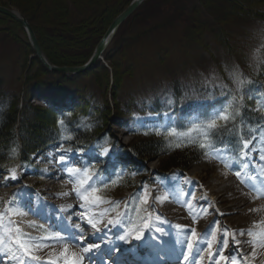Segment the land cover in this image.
Masks as SVG:
<instances>
[{
	"label": "rangeland",
	"instance_id": "rangeland-1",
	"mask_svg": "<svg viewBox=\"0 0 264 264\" xmlns=\"http://www.w3.org/2000/svg\"><path fill=\"white\" fill-rule=\"evenodd\" d=\"M131 1L0 0V7L12 10L16 16L21 17L20 19L29 24L51 64L53 63L48 54L57 59H67L70 62L78 63L91 57L90 55L93 54L97 44L104 37L113 21L127 8ZM196 4L200 6L202 12H205V10L217 12V10L221 11L223 8L224 11L234 13L237 12V7L245 9V12L242 13L245 14L244 19L241 24L235 27L231 22H224L223 16L217 13L221 17L220 20L223 21L224 27L227 28L224 31L230 36L229 44L236 47L235 52L226 51V48L214 41V37L218 36L219 32L216 28L217 25L214 26L216 30H213V27H210V21L209 26L206 27V16L203 15L200 19L199 11L194 12L197 11ZM14 11H18L20 15H17ZM199 25L204 27H198ZM210 29L213 31L212 33ZM205 33L207 34V43L204 39ZM184 36L200 40L203 38L204 47L192 44L191 39ZM183 39L189 41L190 44L184 42ZM103 56L104 60L96 68L77 76L74 80L65 82L60 73L47 72L48 68L36 56L26 27L17 19L0 11V77L4 82L3 87L10 93L21 95V98H24L29 105L39 107L36 114L27 115L31 120L33 119L32 122L35 125V127H28L29 130H35L34 135H28L29 138L39 141V135L44 134L45 129L49 127L50 113L47 110L48 103H51L49 98L67 97L69 98L68 105H70L73 114L84 109L91 114L98 112L97 104L102 105L101 112L103 107L105 109L110 107L109 116L107 112L101 114V116H104L103 120L105 121L104 136L107 135L106 138L117 144L118 151L122 147L124 151L129 152V145L133 141L150 136L169 140L170 136H175L164 132V128L175 118L172 112H168L164 114L165 119L161 120L158 117L156 118V115L146 111L144 114H146L148 121H142L144 123H141V121L136 120L141 119L143 112H140L136 105L131 106V115L126 117L125 114L117 112L119 111L117 104L119 107L125 105L134 97H137V100H143L146 97L151 98L156 93L173 87L174 78L179 77L178 81H181L185 88V97L179 100L181 101L180 111L183 117H188L190 114L189 122L193 123L188 130L183 132L186 134L184 137H175L177 138L176 141H196L204 137L206 131L194 125L200 120L199 114L202 109L208 106L205 110L210 109L212 114L215 110L224 106V104H216V100L210 97L211 92L207 88L208 85L227 84L233 89H239L245 98L250 97L252 94L254 100V97H256V106H250L253 111L256 112L264 108V0H234V2H231V0H147L139 11H136L133 16L122 23L118 34L113 37ZM113 63L119 69L116 76L111 66ZM102 65L108 68L107 73L101 68ZM108 72L110 73L108 74ZM244 74L246 77H244ZM229 77L231 79L230 83ZM247 81L252 85H246ZM35 83L37 84L36 89L34 90L33 86V90L28 95L27 93L31 89L30 86ZM203 83L204 85H202ZM86 97H90V99L88 106L85 107L87 101L81 102V99ZM175 100V98H170V101ZM151 102L154 103L150 99L148 104H151ZM225 103L227 104V102ZM68 105L65 104V106ZM169 117H171V121ZM157 127L160 134L151 131ZM176 131L181 132L177 129ZM145 132L148 134H145ZM256 135L257 138L251 145L253 151L255 150L254 155H259L261 159L264 156V128L258 129ZM169 145L168 147L171 150L177 151L179 149V147H176L175 142L172 147ZM94 147L102 150L98 146H93L90 149ZM89 150L87 152L91 156L92 152ZM56 151L57 149L54 146H41L35 151L36 153L29 154L27 162L22 164L13 162L0 167V214H3L2 218H4L3 221L0 219L4 225L3 227L0 223V230H2L4 238L8 235L6 242L9 244L21 241L19 235H16L17 225L13 222L9 223L11 219L19 218L18 214H20L18 213L20 207L8 211L12 209L10 191H12L14 185L27 183V186L29 184L30 186H37L40 192L54 193V195L60 193L61 196L64 194L63 199L57 198L58 201L61 200L60 202L75 196L74 189L77 185L72 181L70 183V180L65 177L61 169L58 170V176L56 172L52 179H46V177L41 179L39 171L35 168L36 166H42L41 169H43L45 176L51 174L54 171V161L51 157L49 160L47 155L53 152L49 156L55 158ZM226 154L223 152L220 156H201L188 167L193 176L198 178L197 185L199 186L201 182L205 186L207 200L211 202V205L206 204L200 211L196 209L195 214L200 215L197 220L188 219L183 209H180L182 216L177 211L172 212L173 207H171L170 202L174 199L172 196L173 190L169 189L170 192H168L166 189H159L160 179L156 183L154 176L161 170L164 158L162 155L145 159L136 156L133 165H130L123 157L114 160L112 156L106 163L105 160L96 162L97 165L93 167V173L102 169L101 167L98 168L99 165L106 167L109 173L100 175L94 185L100 187L99 195L103 198V201L97 204L89 202V204L96 205L98 208L96 211H100V213L110 211L113 216L121 215L126 221V230L140 224L141 219L150 214L153 227L159 228L161 222L162 227L178 234L177 226L182 225L181 227H183L184 223H188L195 227L196 235L200 239H203L204 234L201 232V228L205 227L206 224H210V222L219 221L214 231L217 240H220L223 236L221 232L224 224L229 222L233 227V224L228 221L229 216L234 218V224L237 223L241 226V223L243 227L251 229L249 232L253 235L256 231L263 233L264 209L261 206H252L260 202H251L254 199L253 196H247L232 184L224 167L228 168L229 165L237 163L239 160H235V156L230 152L228 155ZM222 157L227 159L228 162L225 163ZM249 159L250 155L242 160V165L245 162L252 166L253 163H250ZM86 163L87 160L85 159L81 165L77 163L74 166L83 168ZM254 163L257 165L259 162L254 161ZM113 164L117 165L115 175L113 174ZM218 168L225 171V174L217 176ZM12 170H15L18 179L15 181L10 180L7 183L8 179L6 177L9 176ZM120 177L132 178L133 187L130 189L123 188L125 183L120 180ZM109 179L111 182L107 183L106 186H102V181H108ZM142 187L147 194L146 204L142 202L145 195L141 192ZM235 187L237 190L234 191ZM15 191L12 194L18 193ZM219 191H222V193ZM214 193H217V195L215 196ZM223 194H226L227 198L235 197V200L230 203L220 202L219 206L216 205L214 200L218 199V195ZM74 200L76 203L80 201L76 196ZM232 203H240V207H232V209L226 211V207H230ZM70 205L72 206L73 203ZM57 206L69 209L67 203L58 204ZM57 206L45 204L43 199L38 197L32 207L37 210V213L42 212L45 216H53L56 214ZM166 208L168 210L164 214L168 216L162 218L164 214L162 215L161 211ZM219 208H221L220 212L218 211ZM22 209L25 219L38 220L33 212L28 211L27 208ZM186 211H190L188 207ZM222 211L225 212V215L221 217L217 213H222ZM153 214L157 215L153 218ZM170 214L176 215L175 217L181 219L182 222L177 224V218H174L171 223L168 220ZM192 214L190 212V215ZM93 215L100 216L98 213ZM157 216H159L158 220ZM183 216L184 219H182ZM202 220H204V224ZM199 221L202 222L203 226L202 224L199 226ZM10 225L13 227L11 228ZM24 225L25 228L29 227V225L27 227V224ZM187 228L192 229L190 226ZM26 230L30 231V229ZM249 232H246L245 236L253 237V235H249ZM240 233V231H236L235 236L240 237ZM10 236H13L12 239L15 242L12 239L10 240ZM167 236L172 235L168 234ZM232 237L233 235L229 233L228 238ZM34 242L37 245L34 248L39 247L41 251L46 253L50 251L57 255V262H63L58 257L59 254L62 256L64 252V249L58 248L61 242L44 238H38ZM192 243L194 248L191 250L194 249L193 254H196L198 258L200 254L196 251V242L192 241ZM4 244L1 243V250L2 248L3 250L7 249L9 245L6 244L5 246ZM55 244L57 245L55 246ZM217 244L216 241H213L212 250ZM263 249L264 246L260 245L259 250ZM205 252L208 251L206 250L203 253ZM8 255L10 254L7 252ZM257 258L259 260L253 264H264L263 256ZM211 259L214 258L211 257Z\"/></svg>",
	"mask_w": 264,
	"mask_h": 264
},
{
	"label": "trees",
	"instance_id": "trees-1",
	"mask_svg": "<svg viewBox=\"0 0 264 264\" xmlns=\"http://www.w3.org/2000/svg\"><path fill=\"white\" fill-rule=\"evenodd\" d=\"M225 1V0H224ZM234 2V0H231V2ZM147 0H145L137 9L136 11H139L141 7L145 5ZM225 3V2H224ZM204 4V3H203ZM197 5V11H194L195 13L200 14V19H202V16H206L207 22L206 27L209 26V22L211 21V26L213 27V30H216L218 28V36L214 37V41L218 42L217 44H221L224 48H226V51H229L231 53L236 51V47L230 45L229 35L228 33H225V28L223 25V21L220 20L223 16L224 22H231L233 26L235 27L238 24H241V21L244 19V15L242 14L243 11L245 12L244 8L237 7V12H228L224 11L222 8L221 11L217 10L215 11H209L205 10V12H202L200 6ZM134 11L129 17L133 16ZM218 13V14H217ZM128 17V18H129ZM127 18V19H128ZM126 19V20H127ZM203 21V20H202ZM190 22V21H189ZM188 22V24H190ZM204 22V21H203ZM187 24V25H188ZM217 27L215 28L214 26ZM122 26V25H121ZM120 26V27H121ZM195 26H197L195 24ZM119 27V29H120ZM192 27V26H191ZM198 27H204V26H198ZM233 27V28H234ZM118 29V31H119ZM118 31L115 35L118 34ZM211 31V29H210ZM213 31H211L212 33ZM207 34L205 33L204 39L205 43H207L206 39ZM189 37V36H184ZM192 41V44H195L200 47H204L203 44V38L200 39H192L189 37ZM211 40V39H210ZM184 42H187L190 44L189 41L183 39ZM48 54V53H47ZM52 63L60 66H79L87 62L88 58L85 61L80 62H70L67 59H57L53 56L51 57L50 54H48ZM91 56V55H90ZM101 61L97 63V65H100ZM95 65L93 68H96ZM113 73L118 75L119 69L116 64H112ZM93 68H91L89 71H91ZM105 73H107L108 68H106L104 65L101 67ZM243 69L245 67H242ZM47 70V69H46ZM49 70H47L48 72ZM51 72V71H50ZM88 72V71H87ZM85 72V73H87ZM82 73V74H85ZM110 72H108L109 74ZM80 74V75H82ZM107 74V76H108ZM61 78L66 82H69L70 80H74L75 78H68L65 74L60 73ZM79 75V76H80ZM244 77L246 75L244 74ZM77 78V77H76ZM178 78H174L173 87L167 88L168 90H162L160 93H156L151 98L143 99V100H137V97L131 98L125 105L118 106L117 112L121 114L130 115L131 114V106L136 105L140 111L145 110H152V109H159L165 104H163V100L168 98H175L177 101L181 100L183 97H185L184 87L183 83L181 81H178ZM3 79L0 77V167L3 165H9L13 162L20 159H28L29 154L35 152L37 149H39L41 146H44L50 142L58 141V140H65L73 144L74 146H85L88 143L92 142L94 139H99L101 136H104V127H105V121L103 120L104 112L108 113L111 110L110 107L106 108L103 107V111L101 112L102 105L97 104L98 112H94L93 114L87 113L84 110L73 112L70 109L67 110H61L58 108H47L48 112L50 113V120H49V127L45 129L44 134H40V140L36 141L32 138H29L28 135H34L35 130H29L28 127H35L32 120L27 116L31 115L32 113L36 114L39 107H34L32 105H29L28 102L21 98V95L17 93H10L9 91L5 90L3 85L4 82ZM225 80V79H224ZM231 82V79L229 77V83ZM246 85H252V83H245ZM204 85V83L202 84ZM36 89L37 84L30 86L29 93ZM199 86V84H198ZM208 90L211 92V95H215L216 93L220 92L223 94H229L231 97L234 98L235 101V109L239 110V115L235 118L234 121L228 123L225 126V123H219L212 129L210 132V139L211 142L215 143H221L222 141H231V139H234L235 134H239V130L242 129L240 126L241 123L244 122L247 125L255 124L256 122L260 121V118L258 117L259 114L255 113L253 111V102L250 101L248 98H244L243 95L240 93L239 89H233L229 87L227 84L224 85H208ZM90 97H86L85 99H81V102L87 101L85 103V107L88 106V101ZM148 99V100H147ZM151 102V104H148V102ZM139 104V105H138ZM125 111H123V109ZM123 111V112H121ZM63 121V125H60L58 121ZM106 120V118H105ZM243 132L245 131V128H243ZM98 134V135H97ZM247 136V133L244 134V136ZM169 140L162 139L160 137L150 136L143 139H139L137 141H133L129 146L130 151L134 153L136 156H138L141 159H145L147 157L151 156H157L159 157L162 155L163 161H162V167L161 169L167 170L171 168H181V169H187L193 162H195L197 159L201 157L202 151L198 146H190V145H183L179 147L177 151L171 150L168 147ZM170 146V145H169ZM128 154L129 152L126 151ZM132 179L123 180L125 185H123V188H132L133 183L131 181Z\"/></svg>",
	"mask_w": 264,
	"mask_h": 264
},
{
	"label": "snow or ice",
	"instance_id": "snow-or-ice-1",
	"mask_svg": "<svg viewBox=\"0 0 264 264\" xmlns=\"http://www.w3.org/2000/svg\"><path fill=\"white\" fill-rule=\"evenodd\" d=\"M259 91V90H257ZM232 108L231 104L224 105L221 108L215 110L211 114V118L206 125L208 130L213 129L216 127L217 121H224L225 126L234 121L235 118L240 114L238 109L230 111ZM171 121V117H169ZM60 125H63V121H58ZM151 131H154L156 134H160L159 128H154ZM164 132L169 133L171 135H175L178 138L184 137L186 134L183 132L176 131V122L171 121L167 127L164 128ZM145 134H148L145 132ZM250 140H237V148L240 153V159H246L247 153L253 151V148L250 147L251 145ZM181 144H177L176 147H180ZM56 148H62L61 144L55 145ZM205 145L201 144V148H204ZM89 151L92 152V155L89 156L88 152L77 150L71 151L69 149H65L63 152L59 154L58 163L60 165L61 171L64 173L65 177L68 178L70 181L75 183L77 187L75 188L74 195L81 200V203L78 205L69 206V211L72 216H75L77 220H80L84 228L89 229L90 234L85 233L83 228H72L68 225L67 219H64V228H60L57 226L58 232H63L64 234L61 236L59 234L47 237L46 239L53 240L56 242H63L65 244L64 252L62 253L64 257L65 264H85V259L87 260L88 264H125L121 260V257L125 255L126 249L124 248L125 244H130L131 239L137 242V247L139 248L140 244L144 241L146 236H152V225H151V216H145L141 219L140 224L135 225L132 229H125V219L123 217L117 219H109L107 222H104L103 215L100 216L95 215H87V207L89 202L92 204H97L103 201V198L99 195L100 187H95V182L100 177V173L97 171L93 173V165L96 162H101L102 159L107 160L111 159V150L108 148H103L102 150H98L95 147L90 149ZM87 160L86 165L81 167H75V160ZM261 160H264V156L261 157ZM117 167L116 164H113L115 175V168ZM249 165L245 163L242 166L241 170L236 171V175L241 177V171L243 169H247ZM59 175V173H57ZM8 180L15 181L18 179L15 170L10 171L9 176L6 177ZM111 182L109 179L108 181H102V186H106L107 183ZM253 190H256L259 194V190L256 189L255 185H250ZM27 186L24 189L18 190V193H13V196L16 198L13 201L12 209L15 210L17 207L27 208L28 211L33 212V214H38L37 210L34 209L31 204V198H29V202L25 204L23 200L20 199L22 194L24 193ZM141 192L145 193L142 202L147 203V194L145 189L142 187ZM208 205H211L210 201H207V198H204ZM75 210H80L81 215L77 216ZM218 215H224L223 213H217ZM126 215V214H125ZM3 214H0V219H2ZM159 216H157V220ZM11 223V221H9ZM104 224V227L101 228L100 225ZM219 224V221H214L213 224L205 231L203 234V239H200L196 235L195 229H185L186 234L191 238L190 240L185 241L184 251L191 250L193 248L192 241L196 242L197 248L196 251L198 254H202L204 251H209L210 257L212 259V264H236V255L240 254L242 249L240 248V241L235 239V233H233V249L229 252L226 256L224 252L228 250V229L225 228L223 232V236L220 240H217L215 235V227ZM179 227V226H177ZM16 232L24 236L25 234L20 233L19 229H16ZM156 237L154 244L152 247L157 248L160 252H166V245L168 241L163 238L161 234V229L156 228ZM111 234L115 239L109 241L108 237ZM241 235L244 233L241 232ZM249 235L252 236L253 233L249 232ZM213 241H216L219 245L216 251H212L213 248ZM75 244L79 246L82 251L80 253L72 252L71 259H69V249L67 245ZM251 243L253 244H260L264 246V239L261 240H252ZM37 246L32 238L27 237L25 240L17 241L14 244L17 251L23 252L25 254L30 255L31 248ZM128 253H131V248L127 249ZM7 254V253H6ZM252 255H255L253 251ZM14 260L19 261V258L15 255L12 256ZM33 260H38V257H31ZM185 261H187L188 257L183 255L182 257ZM241 260H246V257L241 256ZM157 260H160V264H167L166 261L161 260L160 256H157Z\"/></svg>",
	"mask_w": 264,
	"mask_h": 264
},
{
	"label": "bare ground",
	"instance_id": "bare-ground-1",
	"mask_svg": "<svg viewBox=\"0 0 264 264\" xmlns=\"http://www.w3.org/2000/svg\"><path fill=\"white\" fill-rule=\"evenodd\" d=\"M9 11H11L12 12V10H9ZM17 15H20V13L18 12V11H14ZM21 18V17H20ZM53 149V148H52ZM47 157L49 158V155H47ZM47 159V158H46ZM51 159V158H50ZM49 159V160H50ZM53 163V162H52ZM55 168V167H54ZM218 175L217 176H220V175H223V174H225V171H223L222 169H220V168H218ZM60 172V171H59ZM61 173V172H60ZM55 175V174H54ZM57 175V174H56ZM61 175V174H60ZM58 176V175H57ZM57 176H56V178H57ZM63 176V175H62ZM55 179V178H54ZM56 181V180H55ZM8 182H10V180H8L7 181V183ZM70 183H71V181H70ZM73 183V182H72ZM213 183V182H212ZM176 185L177 186H179V182H176ZM238 189H241L240 187H238V186H236ZM236 187H235V189H234V191L235 190H237L236 189ZM75 190V189H74ZM73 190V191H74ZM219 192H221L222 193V191H219ZM218 192V193H219ZM73 195V194H72ZM214 195L216 196L217 195V193L215 194L214 193ZM227 195L226 194H223V195H221V196H219L218 195V199H216V201H214L217 205H219L220 204V202H224V203H226V202H233L234 200H235V197H230V198H227L226 197ZM231 196V195H230ZM234 196V195H233ZM217 198V197H216ZM237 198V197H236ZM240 198V197H239ZM72 199H73V197H72ZM244 201V200H243ZM64 203V202H63ZM73 203V205H78V204H80V203H76L75 201H72V202H68L67 203V205L69 206L70 204H72ZM65 204V203H64ZM92 204V203H91ZM253 204V203H252ZM179 205H184L185 206V208H187L188 207V210H190L191 211V207H192V205H186V203L185 204H182V203H180ZM179 205H176V206H174L172 209V212L173 211H177L178 212V214H180L181 216H182V212H181V210L180 209H182ZM262 204H260V203H258V204H253L252 206H261ZM71 206V205H70ZM35 207V206H34ZM51 207V206H50ZM56 207V206H55ZM190 207V208H189ZM232 207H234V208H237V207H240V203H232V205H230V207H226V211H229L230 209H232ZM250 207V206H249ZM48 208V207H47ZM52 208H54V207H52ZM65 208H67V207H65ZM251 208V207H250ZM60 209H61V206H60ZM176 209V210H175ZM27 211V210H26ZM68 212L70 213V211L68 210ZM242 212V211H241ZM253 212V211H252ZM18 213H20V214H18L19 215V218H15L13 221H11V222H13L14 224H21V223H24V224H27V227H28V225L29 224H36V223H34V221H32V220H28V219H25L24 218V214L22 213V211H20V212H18ZM48 213V212H47ZM186 211H185V215H186ZM210 213V212H209ZM13 214V213H12ZM207 214V213H206ZM16 215V214H15ZM193 215V214H192ZM253 215V214H252ZM34 216H36L37 218L38 217H40L41 215L40 214H37V215H34ZM48 216V215H47ZM168 215H166V214H164V216L163 217H167ZM18 217V216H17ZM42 217L43 218H45V216H43L42 215ZM162 217V218H163ZM184 217V216H183ZM227 217V216H226ZM12 218H14V217H12ZM2 219H4V218H2ZM1 219V221H3ZM198 218H196V220H197ZM233 217L231 218L230 216L228 217V221H230L232 224H233V227L235 226V224L233 223ZM10 220V219H9ZM8 220V221H9ZM1 221H0V223H1ZM5 221V220H4ZM72 222V221H71ZM200 222V224H199V226L202 224V222L201 221H199ZM2 224V223H1ZM174 224V223H173ZM3 225V224H2ZM9 225V224H8ZM241 226H242V224H240ZM245 225V224H244ZM5 226H6V224H5ZM25 226V225H24ZM182 226V225H181ZM181 226H179V227H175L176 228V230H177V232H178V236L177 237H175V236H167V238L169 239V241H170V244L174 247V250L176 251V252H179L180 250H184V245H185V241H187V240H190L191 238L188 236V235H186V234H184V232H185V229H188L187 227L188 226H190V227H192V229H194L195 227H193L192 225H190V224H188V223H184V228L183 227H181ZM3 227H4V225H3ZM2 227V228H3ZM7 227V226H6ZM10 227H11V225H10ZM13 227V226H12ZM11 227V228H12ZM15 227V226H14ZM1 232H2V230H0ZM2 234H3V232H2ZM6 234H8V233H6ZM11 234V233H10ZM12 235V234H11ZM7 236L8 235H6L5 237L7 238ZM111 239H115L114 237H112V236H109ZM9 238V237H8ZM12 238H13V236H12ZM11 238V236H10V240L12 239ZM262 239H264V237L262 238ZM8 241H9V239H8ZM12 241L13 242H15L13 239H12ZM6 244H9L8 242H5V246H6ZM135 244L136 243H134V244H131L130 246H128V248L130 247V248H133L134 246H135ZM51 245V244H50ZM57 244H55V246H56ZM256 246V245H255ZM2 247V246H1ZM49 247V246H48ZM193 248H194V245H193ZM217 250V249H216ZM215 250V251H216ZM8 252L9 254H10V258H9V261H8V263H6V264H19V263H21V264H32V263H34V260L32 259V258H24L23 257V253L22 252H19V253H15V247H14V244H12V243H10L9 245H8V247H7V249H5V250H3V248H2V250H1V248H0V264L3 262V260H4V256H5V252ZM255 251V250H254ZM81 252V251H80ZM79 252V253H80ZM71 253H69V257L71 258V255H70ZM13 255H15V256H17L18 258H19V261H17V260H14L13 258H12V256ZM35 255L36 256H40V260H41V262H44L45 260H47L48 259V257L49 256H54V254H51V253H46L45 251H38V252H36L35 253ZM61 254H59V256H60ZM196 254H193L192 255V257H193V260H195L197 257L195 256ZM58 256V257H59ZM195 256V257H194ZM253 256V255H252ZM264 257V251L260 254V255H258V254H255L253 257L254 258H257V257ZM177 258H179L178 256H177ZM64 261V260H63ZM164 261H166L167 262V264H173V263H175L176 261H175V259H172V260H169V259H165ZM201 261V263L200 264H203V261L202 260H200ZM85 262L88 264V262H87V260L85 259ZM186 263L187 264H189V258L187 259V261H186ZM192 263V262H191ZM190 263V264H191ZM64 264H65V261H64Z\"/></svg>",
	"mask_w": 264,
	"mask_h": 264
},
{
	"label": "water",
	"instance_id": "water-1",
	"mask_svg": "<svg viewBox=\"0 0 264 264\" xmlns=\"http://www.w3.org/2000/svg\"><path fill=\"white\" fill-rule=\"evenodd\" d=\"M143 1L144 0H133L130 3V5L113 21L108 31L104 35V37L97 44L89 60L81 66H58V65L51 64L49 60L47 59L39 42L37 41L35 34L33 30L31 29V27L29 26V24H27L25 20L20 19V17L16 16L13 12L9 11L8 9H4L0 7V11L17 19L26 27V29L29 31L30 42L36 53V56L44 63V65L49 70L56 71V72H63V73L80 74V73L88 71L93 66H95L99 62V60L103 59V53L106 50L107 46L109 45L110 41L112 40L113 36L115 35L117 29L139 7V5Z\"/></svg>",
	"mask_w": 264,
	"mask_h": 264
}]
</instances>
